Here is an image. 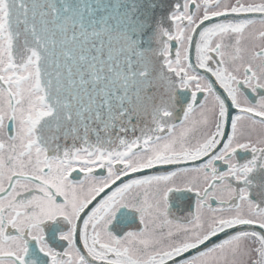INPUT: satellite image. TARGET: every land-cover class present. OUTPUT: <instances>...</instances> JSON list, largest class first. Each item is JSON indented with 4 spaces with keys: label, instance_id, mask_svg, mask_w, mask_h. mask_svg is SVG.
<instances>
[{
    "label": "snow or ice",
    "instance_id": "1",
    "mask_svg": "<svg viewBox=\"0 0 264 264\" xmlns=\"http://www.w3.org/2000/svg\"><path fill=\"white\" fill-rule=\"evenodd\" d=\"M0 264H264V0H0Z\"/></svg>",
    "mask_w": 264,
    "mask_h": 264
},
{
    "label": "flooded vegetation",
    "instance_id": "2",
    "mask_svg": "<svg viewBox=\"0 0 264 264\" xmlns=\"http://www.w3.org/2000/svg\"><path fill=\"white\" fill-rule=\"evenodd\" d=\"M93 2H95V0H93ZM130 2V0H101V3L104 5H119V4H124V3H128ZM117 9L115 7H111L109 9V11L107 13H104L105 15H115ZM184 198L178 197V196H174V200L175 203L177 204V206H181V202ZM173 211L176 213V215H183L184 212L187 211V209H184V212L181 211H177L176 209H173Z\"/></svg>",
    "mask_w": 264,
    "mask_h": 264
}]
</instances>
